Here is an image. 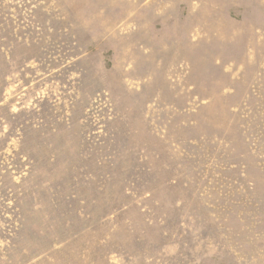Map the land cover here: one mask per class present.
Here are the masks:
<instances>
[{"label":"rangeland","instance_id":"obj_1","mask_svg":"<svg viewBox=\"0 0 264 264\" xmlns=\"http://www.w3.org/2000/svg\"><path fill=\"white\" fill-rule=\"evenodd\" d=\"M0 264H264V0H0Z\"/></svg>","mask_w":264,"mask_h":264}]
</instances>
